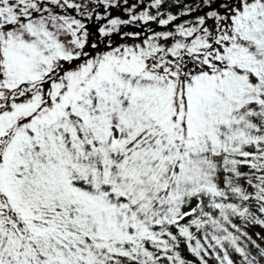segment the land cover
Returning <instances> with one entry per match:
<instances>
[{
	"label": "snow or ice",
	"instance_id": "1",
	"mask_svg": "<svg viewBox=\"0 0 264 264\" xmlns=\"http://www.w3.org/2000/svg\"><path fill=\"white\" fill-rule=\"evenodd\" d=\"M256 226L264 0H0V264H264Z\"/></svg>",
	"mask_w": 264,
	"mask_h": 264
},
{
	"label": "rangeland",
	"instance_id": "2",
	"mask_svg": "<svg viewBox=\"0 0 264 264\" xmlns=\"http://www.w3.org/2000/svg\"><path fill=\"white\" fill-rule=\"evenodd\" d=\"M120 13H118L116 10H113V15H119ZM250 231V234L253 235V238L256 239V233H260V235L262 237H264V229L260 228L259 226H256V227H252L249 229ZM181 251L183 252L184 251V248L183 246H181Z\"/></svg>",
	"mask_w": 264,
	"mask_h": 264
},
{
	"label": "trees",
	"instance_id": "3",
	"mask_svg": "<svg viewBox=\"0 0 264 264\" xmlns=\"http://www.w3.org/2000/svg\"><path fill=\"white\" fill-rule=\"evenodd\" d=\"M172 11L175 12L176 9L173 8ZM182 246H183V245H182ZM182 253H183V255H184L188 260H194V259H195V258L192 257V256H191V255L185 250V249H184V251H183Z\"/></svg>",
	"mask_w": 264,
	"mask_h": 264
}]
</instances>
